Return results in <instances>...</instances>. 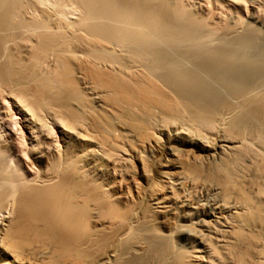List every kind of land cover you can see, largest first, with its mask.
Wrapping results in <instances>:
<instances>
[{
    "label": "bare ground",
    "instance_id": "obj_1",
    "mask_svg": "<svg viewBox=\"0 0 264 264\" xmlns=\"http://www.w3.org/2000/svg\"><path fill=\"white\" fill-rule=\"evenodd\" d=\"M189 1L0 0V264H264V33Z\"/></svg>",
    "mask_w": 264,
    "mask_h": 264
},
{
    "label": "rangeland",
    "instance_id": "obj_2",
    "mask_svg": "<svg viewBox=\"0 0 264 264\" xmlns=\"http://www.w3.org/2000/svg\"><path fill=\"white\" fill-rule=\"evenodd\" d=\"M53 1L51 0V2H53L54 5H55V3H57V1H59V0H57V1L53 0ZM175 1H180V0H175ZM215 1H217V2H215ZM218 1H219V3H218ZM59 2H61V0ZM209 2L212 5L209 4ZM58 3L56 4L57 5L56 8H58V10L60 9L61 11H63V12L59 11L60 14L61 13H63V14L66 13V15L62 14L61 16H64L63 18H65V19L68 17L67 21L68 20L69 21H73V20L77 19L80 16L79 15L80 12L78 11L77 7L74 6L73 3H71L72 5L66 3L67 6L69 7L67 9H65V8L63 9V7H64L63 5L64 4L63 5H61V4L58 5ZM189 4L190 5H187V6L188 7L190 6V9L192 8V10H193L192 12L196 14V15L195 14L194 15L196 17L199 15V17H201V19L205 18L206 21H208L207 23H210L211 26H213V25L215 26L217 24L218 27H221L219 25H221L222 23H229V22H230V25H232L233 23L236 24L237 23L236 20L238 21V19H240L241 22L242 21L245 22V23L243 22L244 24L247 23V24L254 25V27L256 26L257 29H259L260 31H262L264 33V0H190ZM219 5L221 7L223 5V7H222L223 9L221 7H219ZM59 6H60V8H59ZM61 6H63V7H61ZM227 6H229V7H227ZM206 9H207V11H206ZM226 11L228 12V15H227ZM209 12H210V14H209ZM205 14H207V15H205ZM226 16L228 17V19H227ZM208 18H209V20H208ZM221 19H222V21H221ZM226 19H227V22H226ZM229 19H230V21H228ZM234 20H235V22H234ZM231 21H232V23H231ZM214 26H213L212 29L215 28ZM216 29H218V28L216 27ZM217 32H220V28H219V31H217ZM172 131L175 134L178 133V135L180 137H185L187 135V133L185 131H182L180 129L177 130V131H175V130H172ZM178 245L182 246L183 248H186L187 250H190L192 248V246H193L192 243L190 245V242L188 243V242H186L184 240L179 241Z\"/></svg>",
    "mask_w": 264,
    "mask_h": 264
}]
</instances>
